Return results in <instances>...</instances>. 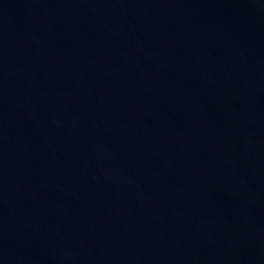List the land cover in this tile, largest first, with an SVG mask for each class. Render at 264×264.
Wrapping results in <instances>:
<instances>
[{
    "label": "water",
    "instance_id": "water-1",
    "mask_svg": "<svg viewBox=\"0 0 264 264\" xmlns=\"http://www.w3.org/2000/svg\"><path fill=\"white\" fill-rule=\"evenodd\" d=\"M0 264H264V0H0Z\"/></svg>",
    "mask_w": 264,
    "mask_h": 264
}]
</instances>
